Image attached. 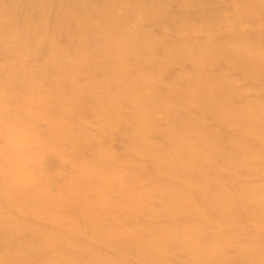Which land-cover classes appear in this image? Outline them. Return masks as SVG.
Wrapping results in <instances>:
<instances>
[{
    "label": "bare ground",
    "instance_id": "bare-ground-1",
    "mask_svg": "<svg viewBox=\"0 0 264 264\" xmlns=\"http://www.w3.org/2000/svg\"><path fill=\"white\" fill-rule=\"evenodd\" d=\"M255 174L264 0H0V264H264Z\"/></svg>",
    "mask_w": 264,
    "mask_h": 264
},
{
    "label": "rangeland",
    "instance_id": "rangeland-1",
    "mask_svg": "<svg viewBox=\"0 0 264 264\" xmlns=\"http://www.w3.org/2000/svg\"><path fill=\"white\" fill-rule=\"evenodd\" d=\"M203 38V37H202ZM205 38V37H204ZM255 96V94H250L249 95V97L251 98V97H254ZM116 142L118 143H120V142H122V138L121 137H119V136H117L116 138ZM261 180V179H264V176H262V175H253V177L250 179V181L251 182H256V181H258V180ZM215 227L219 230V229H223L224 228V224H223V222L222 221H218L216 224H215ZM248 228H249V231L251 232V231H254L255 230V225H252V224H249L248 225Z\"/></svg>",
    "mask_w": 264,
    "mask_h": 264
}]
</instances>
